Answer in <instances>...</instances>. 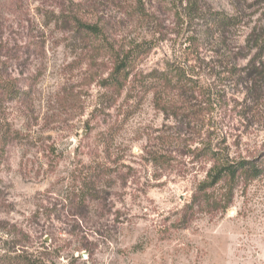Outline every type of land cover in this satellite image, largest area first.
Here are the masks:
<instances>
[{"label": "rangeland", "instance_id": "1", "mask_svg": "<svg viewBox=\"0 0 264 264\" xmlns=\"http://www.w3.org/2000/svg\"><path fill=\"white\" fill-rule=\"evenodd\" d=\"M216 14L242 47L264 0H0V264H264V95L219 65ZM183 58L197 89L174 104ZM207 152L262 174L213 184Z\"/></svg>", "mask_w": 264, "mask_h": 264}, {"label": "trees", "instance_id": "2", "mask_svg": "<svg viewBox=\"0 0 264 264\" xmlns=\"http://www.w3.org/2000/svg\"><path fill=\"white\" fill-rule=\"evenodd\" d=\"M240 21L236 19V17H230L225 14H216L215 17L212 20V24L214 27H218L222 30V32H219V38L222 41L219 43L215 40L213 42L214 48H217V50L213 51L216 55L220 57V61L218 62L220 66L223 65V71L227 73V78H234V82L239 83L246 87V91L249 95V97H252L255 99L254 101L257 102V100L264 95V24L254 25L253 28H251L248 35L245 37L244 45L241 46H230L229 44H225V41H223V38L225 36L226 30L229 28H234L236 25L238 26ZM77 25L80 28H83L87 32L93 34V35H100V29L96 24H84L79 21H77ZM214 38V36H212ZM223 42V44H222ZM228 43V42H227ZM192 45L193 42H191ZM247 50L246 53L241 54ZM254 51L253 55L247 59L248 53ZM194 52V51H193ZM124 60V62H121L116 67V79L112 77V83H117V77L120 71H124L127 67V61ZM246 60V64L242 69H235L234 65L237 64V61L239 60ZM192 60L188 58H183V61L181 62V66H174L171 68L170 77L173 73V76L169 78L173 81L174 85H176V91H179L174 100V104H179L180 102L188 104L193 101V99L187 100L184 98V95H187L188 93H195V89H197V82L195 80H192V74L190 72L191 66H188V64ZM194 63H196L195 60H193ZM177 65L180 64V62L176 61ZM208 64H210V61H208ZM205 63V65H208ZM232 65V66H228ZM229 67V68H228ZM169 76V74H168ZM126 77V76H125ZM164 80L167 79V74H164ZM115 79V80H114ZM113 84V85H114ZM161 86V85H160ZM157 86L158 88L160 87ZM1 88V86H0ZM157 88V89H158ZM166 88V86H165ZM165 88H160V92H155L154 97L156 100V105H162L159 106L160 109H162L163 112L172 111L174 118L182 117V119L185 118L188 119V124L195 123V117L200 112L196 107L197 105H191L190 108L186 107L183 108L182 112H188L187 117L184 115L179 116L178 110L179 108H175L171 106L169 102L166 100V96H164ZM180 89V90H179ZM212 88H210L209 85H206L205 88H201L199 90V93L202 94V96H206L208 98H204L205 101L202 102L205 106L213 105L215 102H217V98L215 99V94L211 91ZM174 94V95H175ZM214 96V99H211ZM164 97V98H163ZM183 97V98H182ZM170 104V105H169ZM209 110H205L202 114L207 115ZM211 111V110H210ZM205 113V114H204ZM181 119V118H180ZM197 122V121H196ZM205 156H209V158L213 161L214 166H212L211 169V180L213 184H216L220 182L221 180L225 178H229L230 180H233L236 177L239 176H245L249 179H255L259 177L262 174V169L257 164V162L252 160H239L236 162H229L227 159L224 160L223 156H218L215 154V152H207ZM15 264H36L33 261L27 260L22 258L21 256H17L15 259Z\"/></svg>", "mask_w": 264, "mask_h": 264}, {"label": "water", "instance_id": "3", "mask_svg": "<svg viewBox=\"0 0 264 264\" xmlns=\"http://www.w3.org/2000/svg\"><path fill=\"white\" fill-rule=\"evenodd\" d=\"M82 257H85V255H84V254H82Z\"/></svg>", "mask_w": 264, "mask_h": 264}]
</instances>
